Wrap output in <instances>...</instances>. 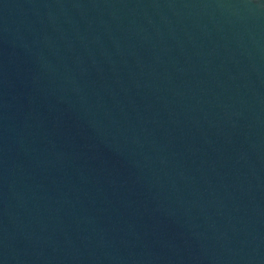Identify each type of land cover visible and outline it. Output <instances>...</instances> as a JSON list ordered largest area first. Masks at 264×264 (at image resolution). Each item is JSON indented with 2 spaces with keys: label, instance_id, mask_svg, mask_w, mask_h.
<instances>
[{
  "label": "water",
  "instance_id": "95a60500",
  "mask_svg": "<svg viewBox=\"0 0 264 264\" xmlns=\"http://www.w3.org/2000/svg\"><path fill=\"white\" fill-rule=\"evenodd\" d=\"M0 264H264V0H0Z\"/></svg>",
  "mask_w": 264,
  "mask_h": 264
}]
</instances>
